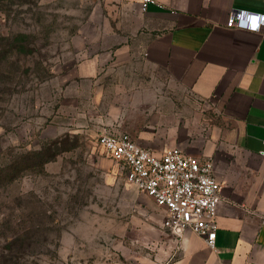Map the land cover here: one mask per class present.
I'll return each instance as SVG.
<instances>
[{"label":"crops","instance_id":"crops-1","mask_svg":"<svg viewBox=\"0 0 264 264\" xmlns=\"http://www.w3.org/2000/svg\"><path fill=\"white\" fill-rule=\"evenodd\" d=\"M85 1L78 69L108 98V126L156 155L212 159L222 185L216 250L174 234L167 264H264V26L227 27L236 10L264 15V0H156L147 11L143 0Z\"/></svg>","mask_w":264,"mask_h":264},{"label":"rangeland","instance_id":"rangeland-1","mask_svg":"<svg viewBox=\"0 0 264 264\" xmlns=\"http://www.w3.org/2000/svg\"><path fill=\"white\" fill-rule=\"evenodd\" d=\"M88 17L85 0H0V171L13 178L0 182V252L6 235L25 240L22 264H167L165 211L97 145L116 131L78 69Z\"/></svg>","mask_w":264,"mask_h":264},{"label":"built area","instance_id":"built-area-1","mask_svg":"<svg viewBox=\"0 0 264 264\" xmlns=\"http://www.w3.org/2000/svg\"><path fill=\"white\" fill-rule=\"evenodd\" d=\"M160 4L143 0L142 10ZM264 15L233 11L228 28L258 31ZM97 145L126 171V180L165 211L164 226L176 235L190 230L204 238L208 248L216 250L217 217L222 185L214 172L212 159L201 160L173 147L156 155L140 146L128 134L104 131Z\"/></svg>","mask_w":264,"mask_h":264},{"label":"trees","instance_id":"trees-1","mask_svg":"<svg viewBox=\"0 0 264 264\" xmlns=\"http://www.w3.org/2000/svg\"><path fill=\"white\" fill-rule=\"evenodd\" d=\"M46 163V162H45ZM13 178L10 176V173H4V171H0V182H12ZM6 238V246H4L3 250L0 252V264H22V260L25 256V240L21 238L11 239L8 236H4ZM8 240V241H7ZM13 244L18 246L17 252H13V248L11 247ZM20 253L22 255H20Z\"/></svg>","mask_w":264,"mask_h":264}]
</instances>
